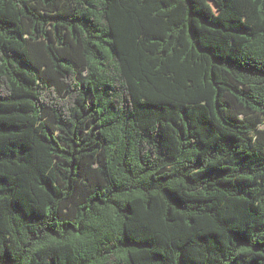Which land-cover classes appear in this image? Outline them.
Here are the masks:
<instances>
[{
	"label": "trees",
	"instance_id": "obj_1",
	"mask_svg": "<svg viewBox=\"0 0 264 264\" xmlns=\"http://www.w3.org/2000/svg\"><path fill=\"white\" fill-rule=\"evenodd\" d=\"M0 264H264V0H0Z\"/></svg>",
	"mask_w": 264,
	"mask_h": 264
}]
</instances>
